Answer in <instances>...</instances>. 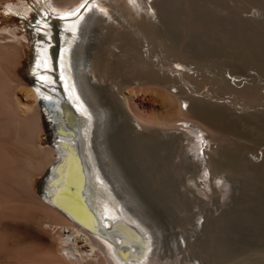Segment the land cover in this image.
Returning <instances> with one entry per match:
<instances>
[{
	"label": "bare ground",
	"instance_id": "6f19581e",
	"mask_svg": "<svg viewBox=\"0 0 264 264\" xmlns=\"http://www.w3.org/2000/svg\"><path fill=\"white\" fill-rule=\"evenodd\" d=\"M130 1L39 0L28 25V84L17 75L20 39L0 30V264H188L184 227L170 242L158 225L163 211L199 209L192 196L206 191L198 180L252 179L248 127L193 93L214 83L249 105L264 99L260 79L233 89L218 63L203 62L214 51L180 49L183 16L170 15L172 0ZM140 11L165 25L134 19ZM4 12L28 17L30 9L10 2ZM260 53L239 57L255 64ZM139 97L149 110L131 106ZM217 243L194 251L199 262L264 264V251L236 254Z\"/></svg>",
	"mask_w": 264,
	"mask_h": 264
},
{
	"label": "rangeland",
	"instance_id": "374dc122",
	"mask_svg": "<svg viewBox=\"0 0 264 264\" xmlns=\"http://www.w3.org/2000/svg\"><path fill=\"white\" fill-rule=\"evenodd\" d=\"M38 1L39 0H10L9 2L0 3V30L14 29L16 37L20 39V43L23 46L20 64L17 67V75L25 84H28L25 80V72L31 48L28 35V25L31 18L35 16V10L38 8ZM124 1L126 2V0ZM127 1L129 2V0ZM139 1L140 0H131L130 2L138 5ZM213 1H215V3ZM263 1L264 0H172L169 4L170 9L169 7L167 8L172 17H176L179 14L180 17L183 16V20L178 21L177 28L182 35L179 36L180 41H182L180 49H191L194 50L193 52L196 54H199V51L200 54L201 52L208 54L209 52L214 51L213 54L216 53L217 55L214 57L216 59H212V62H203L209 64L213 62L215 64L218 63L216 64L218 67H216V69H218L219 72H222L221 75H223V79L225 78V81H229L230 85H232L231 87H234L233 89H243L246 84L251 82L250 78L252 77L258 81L260 79V85L263 87L258 90L264 94V42H262L264 41ZM10 2L28 6L30 9L29 16L21 17V14H6L4 8ZM142 5V2L140 1V8ZM133 16L136 20L141 19V17L144 21L145 19H148L142 11L134 13ZM154 19L155 20L151 18L149 21L154 24L157 23L156 25L158 27L165 25L160 18ZM106 22L110 23L112 22V19H108ZM193 22L196 24L198 23L199 25L195 26V23ZM115 23L117 22L113 19L111 24H114L113 26H115ZM97 25L95 26L96 30L94 34L92 32L90 33V39L88 41V44H91L90 46L93 45L94 47V45H96L93 49L100 48L99 46L101 45L100 42L102 40L100 37L101 35L97 32L102 24L99 23ZM253 29H255V31ZM136 38L139 39V37ZM140 40H142V42H139ZM257 41L260 42L258 43ZM97 43L100 45L97 46ZM151 45L152 44L149 45L148 43V46ZM137 46V49H144L146 47V42L141 38L138 40ZM109 49H112V47ZM234 51L236 53H234ZM257 51L262 52L257 58L261 59L262 67L260 66L261 62L259 60V62L252 64L253 62L251 63L250 61L239 57L247 52L248 54L254 55L255 53H258ZM223 52L227 54L224 55ZM245 61L248 62L244 64ZM190 65L191 64H189V68L194 67L193 65ZM192 68L189 69V73L194 72L191 70ZM193 75H195V72ZM233 77L236 78L234 79ZM136 85L137 82H134L132 87H135ZM170 88L169 89L172 93L176 92L174 87ZM199 88L198 92L193 93V96L201 100H206H203L205 103L221 107L231 119L238 121L237 126L248 127V129L246 128V131H248L247 136L248 133L250 136H248L249 141H247V143L249 142L253 145L256 144L257 146L254 145L255 147H252L251 145L249 153H246V166L248 165L247 167L251 169V180L243 183L242 180L240 181V178H236V180L231 181L232 183H229L230 185H226L228 188L226 186L223 187V181H218V179H210L206 181L198 180V182L201 183L199 187L206 192L201 196H198L195 193L192 198L196 199L199 197L198 201L201 199L200 201L202 202L200 206L202 207L199 206V209H197V207L194 209L195 207L191 205L192 203H189L191 202V198L186 200V202L189 201V206L186 205V203L185 209H181L180 207L178 211H163L166 217L160 216V220L162 221H159L160 223H158V225L160 224V226H162L160 228H163L168 233L165 234L164 232L165 236L170 235L167 237L170 242H174L175 238H178L177 235L179 234L178 232L180 231V228L184 227L182 229L183 231L185 230L184 237L185 240L188 239L186 245L192 244L190 246L191 249L190 247L188 248V245L187 249L184 250V259L186 260H184V263H187L190 260L188 264H202V262H199L200 260L195 255L194 251L196 250L198 253L202 250L201 248L211 245V242L215 244L216 241L218 242V245L224 248L230 247L229 249L236 254L248 251V253L250 252V255H254L256 251L257 253L259 251H264V133L261 135L263 137L259 138V135L262 134L260 132L264 129V99L245 105L244 101H241V98L237 96L236 98L231 94L219 90V87L214 83H206ZM150 103L151 102H146L139 97L138 100L131 102V106L136 110H149L151 107ZM181 106L184 107L183 103H181ZM258 133L260 134L258 135ZM41 137L43 145L46 146L47 143L45 137ZM252 140L256 143L252 142ZM115 169L117 172V168ZM38 182L39 177H36L33 181V189L35 192L36 186L38 187ZM188 195H190V193ZM142 200L144 201V199ZM160 228L157 227V224L151 227L154 232L156 229L161 230ZM173 232H177L178 234L176 233V235ZM161 234L164 235L163 232ZM170 237L173 239L172 241ZM254 249L257 250L255 251ZM191 250L192 252L190 253L189 251ZM190 254L191 257H189ZM171 258H173L172 255Z\"/></svg>",
	"mask_w": 264,
	"mask_h": 264
},
{
	"label": "water",
	"instance_id": "95a60500",
	"mask_svg": "<svg viewBox=\"0 0 264 264\" xmlns=\"http://www.w3.org/2000/svg\"><path fill=\"white\" fill-rule=\"evenodd\" d=\"M59 165H60V163H57L56 166H55V168H54V170H55L56 172H58L57 169L59 168ZM56 167H57V168H56ZM71 193H72V192H71Z\"/></svg>",
	"mask_w": 264,
	"mask_h": 264
}]
</instances>
